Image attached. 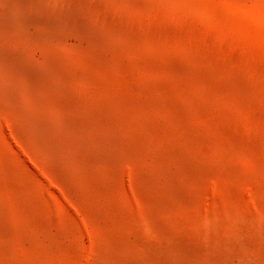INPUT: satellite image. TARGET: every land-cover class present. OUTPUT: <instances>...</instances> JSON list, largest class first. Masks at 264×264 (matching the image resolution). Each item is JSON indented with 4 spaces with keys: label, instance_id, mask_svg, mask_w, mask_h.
Instances as JSON below:
<instances>
[{
    "label": "bare ground",
    "instance_id": "bare-ground-1",
    "mask_svg": "<svg viewBox=\"0 0 264 264\" xmlns=\"http://www.w3.org/2000/svg\"><path fill=\"white\" fill-rule=\"evenodd\" d=\"M201 21L203 0H0V264H79L85 233V264H264L234 205L252 185L264 221V85Z\"/></svg>",
    "mask_w": 264,
    "mask_h": 264
},
{
    "label": "rangeland",
    "instance_id": "rangeland-1",
    "mask_svg": "<svg viewBox=\"0 0 264 264\" xmlns=\"http://www.w3.org/2000/svg\"><path fill=\"white\" fill-rule=\"evenodd\" d=\"M203 1L209 4L216 17L219 30L216 29L215 31L213 25L201 21V34L209 37L207 35L211 34L212 30H214L212 32L214 34L219 31L217 34H220L221 41L225 45L226 56L229 58L233 57L241 66H248L255 70L258 82L264 85V0ZM213 36L215 37L216 35ZM221 44L218 43L219 49L223 47ZM252 80L255 81L254 78ZM263 103L264 99L258 103H254L255 106H252V108H256L258 111L260 109L264 117ZM241 120L245 122V119ZM262 124L264 125V119H262ZM245 133L249 135L248 131H245ZM252 167V162H247L246 168L252 170ZM253 181L257 183L258 180ZM222 190V183L211 181L203 191L202 206L198 211L203 218V221L197 223L200 227L207 226V220L204 217L208 211L207 208L212 201L220 197ZM238 192V197L234 201V205L239 207L243 213L248 211L250 217L253 214V220L251 219L253 222L255 221L258 225H264V221L258 216L261 209L255 202L252 185H242L238 188ZM144 236L150 238L148 234ZM85 240L86 246L82 249L83 259L79 264H85L94 254L92 245L95 238L85 233Z\"/></svg>",
    "mask_w": 264,
    "mask_h": 264
}]
</instances>
